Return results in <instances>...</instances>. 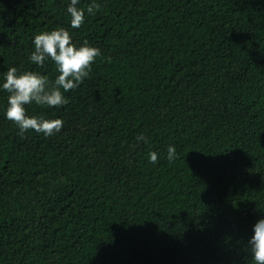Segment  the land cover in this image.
<instances>
[{
	"label": "trees",
	"instance_id": "16d2710c",
	"mask_svg": "<svg viewBox=\"0 0 264 264\" xmlns=\"http://www.w3.org/2000/svg\"><path fill=\"white\" fill-rule=\"evenodd\" d=\"M70 3L0 0V264H255L264 0H79V28ZM57 28L101 55L66 105H25L63 128L21 136L2 84L11 67L54 84L29 57Z\"/></svg>",
	"mask_w": 264,
	"mask_h": 264
},
{
	"label": "clouds",
	"instance_id": "9594fccd",
	"mask_svg": "<svg viewBox=\"0 0 264 264\" xmlns=\"http://www.w3.org/2000/svg\"><path fill=\"white\" fill-rule=\"evenodd\" d=\"M79 0H71L67 7L70 14L71 26L79 28L85 19V10L77 7ZM100 5H88L89 15H95ZM34 51L29 59L37 66H43L45 60L50 58L56 65L59 75L54 84L48 78L34 71L17 72L15 67L8 68L2 88L9 93L6 118L12 121L19 129V134L28 130H35L45 136H52L63 128L61 119H45L43 117H30L26 114L25 105L35 102L37 105L49 108L66 105L68 100L63 93L72 90L89 75L91 66L97 56L101 55L100 49L90 46L85 42L77 47L72 43L69 31L57 28L35 35L33 40ZM63 90V92L61 91ZM138 141L147 142L143 134L137 137ZM175 146H169L167 159L171 163L176 158ZM150 162H158V154L149 153ZM250 251L255 264H264V218H260L254 225V235L249 241Z\"/></svg>",
	"mask_w": 264,
	"mask_h": 264
}]
</instances>
